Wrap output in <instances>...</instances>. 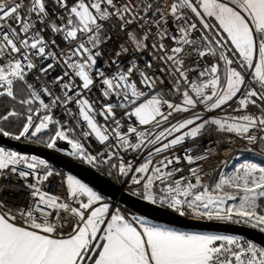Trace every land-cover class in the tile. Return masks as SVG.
<instances>
[{
	"label": "snow or ice",
	"instance_id": "snow-or-ice-1",
	"mask_svg": "<svg viewBox=\"0 0 264 264\" xmlns=\"http://www.w3.org/2000/svg\"><path fill=\"white\" fill-rule=\"evenodd\" d=\"M0 98L11 102L0 136L50 134L47 148L65 141L152 204L264 233V160L208 184L210 152L183 147L213 132L246 151L264 145V0H0ZM13 175L30 202L0 201V264H264V246L240 235L134 224L72 175L64 197L52 194L58 174L44 159L0 146V179Z\"/></svg>",
	"mask_w": 264,
	"mask_h": 264
},
{
	"label": "water",
	"instance_id": "water-1",
	"mask_svg": "<svg viewBox=\"0 0 264 264\" xmlns=\"http://www.w3.org/2000/svg\"><path fill=\"white\" fill-rule=\"evenodd\" d=\"M0 145L20 153L33 154L46 160L60 170L79 178L92 187L94 191L101 194L103 198L115 201L130 212L149 221L179 229L240 235L264 246V233H260L256 229H251L245 225H233L224 222L180 216L177 212L166 206H161L159 203L152 204L144 200L141 196L134 195V192L123 189L117 182L102 172L71 157L68 154L71 151V146L65 141L58 140L57 148L49 149L39 144L23 140L16 141L8 137L0 136Z\"/></svg>",
	"mask_w": 264,
	"mask_h": 264
},
{
	"label": "built area",
	"instance_id": "built-area-1",
	"mask_svg": "<svg viewBox=\"0 0 264 264\" xmlns=\"http://www.w3.org/2000/svg\"><path fill=\"white\" fill-rule=\"evenodd\" d=\"M115 47L116 45L114 43L109 42L105 46V52L111 53ZM208 62L212 63L215 61L213 58L209 57ZM99 96L100 93L95 89L91 93L87 94V98H89L92 101H97ZM226 111L230 112L227 109ZM57 118L59 119L65 118L64 115L62 114V110L57 112ZM98 119H100L101 123H103L102 118H98ZM69 126L75 127L74 122L70 121ZM82 142L85 144V147L93 154L103 151L102 146L99 145L94 138H90ZM183 147L185 149H191L189 154L193 156L201 154L206 150L210 152V159L201 162L202 167L200 169L202 173H208L207 175L203 176L204 183H208V184L213 182V179L215 178V174L226 165V164H222V161L226 160L228 163L231 159H233V157L236 156V154L239 151L245 150V146L240 141L233 140L232 142H228L225 139L224 134L215 133V132H213L211 135L204 136L202 139H199L194 143L188 142ZM247 147L251 150H256L259 152L261 149L260 145H257L255 147H253L252 145H248ZM21 154H26V153H21ZM177 154L182 155V151L178 152ZM27 155H33V154H27ZM131 156L132 154L129 153L125 158L127 159L130 158ZM45 162L48 165L49 169H51L52 171L58 174L50 178V180L46 184L45 190L52 194H56L58 196L64 197L66 195L64 178L56 169L51 167V164L49 162H47L46 160ZM135 162L138 164L142 162V159L137 160ZM180 167L184 169V172L182 174L188 175V169L190 166L187 165L186 163H182ZM112 172L115 178L114 181L117 182L123 189L132 191L137 187L132 185L129 179L117 176L114 170H112ZM18 190L21 191L20 194L17 193ZM0 201H3L9 207H13V208L23 207L30 202V189L27 188L25 186V182L17 176L13 175L10 178L0 179ZM104 202L108 203L113 209L120 210L128 219H130L132 222H135L134 218L131 217L132 215L119 203L105 198H104ZM184 216L197 218L191 214H186Z\"/></svg>",
	"mask_w": 264,
	"mask_h": 264
},
{
	"label": "trees",
	"instance_id": "trees-1",
	"mask_svg": "<svg viewBox=\"0 0 264 264\" xmlns=\"http://www.w3.org/2000/svg\"><path fill=\"white\" fill-rule=\"evenodd\" d=\"M9 106H11V102L9 100H7L5 98H0V111H3L6 107H9ZM16 107L19 110V105H16ZM20 123H22V121ZM6 127H7V130H9V131L17 132L19 130V123H14L10 127L6 125ZM49 135L50 134L44 135L40 139L33 138V139L29 140V139H23L22 138L21 140L27 141V142H31V143H35V144H39V145H42V146L46 147V141L48 140ZM262 147H264V145H260V148H262ZM5 148H7V147H5ZM259 153L260 152L259 151H256V150H250V151L242 150V151H239L236 154L235 157H237V158L234 157V160L237 161V160H240V159L241 160L251 159V160L260 162L261 160H264V156H261ZM71 157H73V156H71ZM73 158L74 159H77L79 161H82L79 158H76V157H73ZM85 164H87V163H85ZM87 165H89V164H87ZM89 166H91V165H89ZM51 167H53L54 169H56L62 175V177L64 178V181L66 180V174H67V172L60 170L59 168H57L56 166H54L52 164H51ZM91 167L94 168V169H96V170H98V171H100V172H102L103 174H105L106 176H108L109 178H111L112 180L115 179L114 178V175H113V172L111 170L110 165H103V166H100V167H93V166H91ZM132 192H134V190H132ZM127 211L131 215H133V216L140 217V216H138V215L130 212L129 210H127ZM192 231H195V230H192ZM198 232H207V231H198Z\"/></svg>",
	"mask_w": 264,
	"mask_h": 264
},
{
	"label": "rangeland",
	"instance_id": "rangeland-1",
	"mask_svg": "<svg viewBox=\"0 0 264 264\" xmlns=\"http://www.w3.org/2000/svg\"><path fill=\"white\" fill-rule=\"evenodd\" d=\"M210 22L211 23H213V24H217V22L214 20V19H211L210 18ZM218 30V29H217ZM221 34L226 38V34H223L222 33V31H221ZM1 146V145H0ZM2 147H4V146H2ZM7 150H13V149H11V148H6ZM13 151H16V150H13ZM18 152V151H17ZM235 158H237V157H235ZM244 160H234V157H233V159H231L221 170L222 171H225V172H228V171H231L232 170V167L234 166V165H238L239 163H241V162H243ZM256 162H258V161H256ZM221 170H219L216 174H215V178L213 179V182L217 179V177H218V174H219V172L221 171ZM68 175H72V174H66V177L68 176ZM72 176H74V175H72ZM75 177V176H74ZM77 178V177H76ZM77 179H79V178H77ZM83 182V181H82ZM212 182V183H213ZM131 217H133L134 218V220L135 219H137V218H139V219H143V220H147V219H145V218H143V217H136V216H131ZM149 221V220H148ZM179 230H184V231H192V230H189V229H179ZM192 232H198V231H192ZM217 234H220V233H217Z\"/></svg>",
	"mask_w": 264,
	"mask_h": 264
},
{
	"label": "crops",
	"instance_id": "crops-1",
	"mask_svg": "<svg viewBox=\"0 0 264 264\" xmlns=\"http://www.w3.org/2000/svg\"><path fill=\"white\" fill-rule=\"evenodd\" d=\"M221 63V65H222V62H220ZM227 110H229L230 112H231V109H227ZM112 208V207H111ZM112 210L113 211H115L116 209H113L112 208ZM120 211V210H119ZM120 213L122 214V215H124L121 211H120ZM125 216V215H124ZM126 217V216H125ZM127 218V217H126ZM128 219V218H127ZM130 220V219H129ZM131 221V220H130ZM135 221H136V219H135ZM146 221H148V220H146ZM148 222H150V223H152V224H156V225H159V226H162V227H170V228H174L175 230H177V231H184V230H179V228H176V227H171V226H168V225H164V224H160V223H155V222H152V221H148ZM134 224H135V222H133ZM136 226H138V225H136ZM192 232V231H191Z\"/></svg>",
	"mask_w": 264,
	"mask_h": 264
},
{
	"label": "bare ground",
	"instance_id": "bare-ground-1",
	"mask_svg": "<svg viewBox=\"0 0 264 264\" xmlns=\"http://www.w3.org/2000/svg\"><path fill=\"white\" fill-rule=\"evenodd\" d=\"M17 193H19V194H20V193H21V191H20V190H18V191H17Z\"/></svg>",
	"mask_w": 264,
	"mask_h": 264
}]
</instances>
